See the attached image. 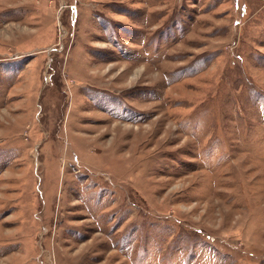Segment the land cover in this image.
Here are the masks:
<instances>
[{"label":"rangeland","instance_id":"rangeland-1","mask_svg":"<svg viewBox=\"0 0 264 264\" xmlns=\"http://www.w3.org/2000/svg\"><path fill=\"white\" fill-rule=\"evenodd\" d=\"M0 264H264V0H0Z\"/></svg>","mask_w":264,"mask_h":264}]
</instances>
